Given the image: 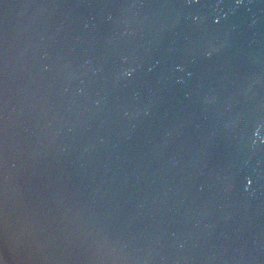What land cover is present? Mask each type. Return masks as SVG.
Listing matches in <instances>:
<instances>
[{"label": "water", "instance_id": "water-1", "mask_svg": "<svg viewBox=\"0 0 264 264\" xmlns=\"http://www.w3.org/2000/svg\"><path fill=\"white\" fill-rule=\"evenodd\" d=\"M0 264H264V0H0Z\"/></svg>", "mask_w": 264, "mask_h": 264}, {"label": "clouds", "instance_id": "clouds-1", "mask_svg": "<svg viewBox=\"0 0 264 264\" xmlns=\"http://www.w3.org/2000/svg\"><path fill=\"white\" fill-rule=\"evenodd\" d=\"M126 75H129L130 76L131 75V72H127Z\"/></svg>", "mask_w": 264, "mask_h": 264}]
</instances>
